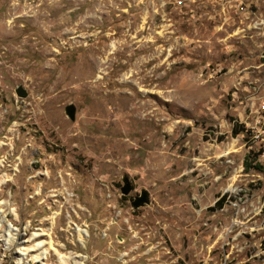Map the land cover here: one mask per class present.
I'll list each match as a JSON object with an SVG mask.
<instances>
[{
  "label": "rangeland",
  "instance_id": "obj_1",
  "mask_svg": "<svg viewBox=\"0 0 264 264\" xmlns=\"http://www.w3.org/2000/svg\"><path fill=\"white\" fill-rule=\"evenodd\" d=\"M262 106L264 0H0V264H264Z\"/></svg>",
  "mask_w": 264,
  "mask_h": 264
},
{
  "label": "water",
  "instance_id": "obj_2",
  "mask_svg": "<svg viewBox=\"0 0 264 264\" xmlns=\"http://www.w3.org/2000/svg\"><path fill=\"white\" fill-rule=\"evenodd\" d=\"M15 94L20 98H25L27 96L26 91L21 87L18 86L15 89ZM65 114L68 116V118L73 121L75 119V107L73 105H68L65 107ZM130 192V186L127 183V180L125 181V185L121 188V194L127 195ZM148 203V196L146 192H141L139 196L134 198V200L131 202L132 207L138 208L144 204Z\"/></svg>",
  "mask_w": 264,
  "mask_h": 264
},
{
  "label": "built area",
  "instance_id": "obj_3",
  "mask_svg": "<svg viewBox=\"0 0 264 264\" xmlns=\"http://www.w3.org/2000/svg\"><path fill=\"white\" fill-rule=\"evenodd\" d=\"M261 112L262 114H260ZM261 112H259L258 119L254 125L249 126V134L251 135V140L264 142V106H262Z\"/></svg>",
  "mask_w": 264,
  "mask_h": 264
},
{
  "label": "bare ground",
  "instance_id": "obj_4",
  "mask_svg": "<svg viewBox=\"0 0 264 264\" xmlns=\"http://www.w3.org/2000/svg\"><path fill=\"white\" fill-rule=\"evenodd\" d=\"M1 213V211H0ZM1 215V214H0ZM3 219V218H2ZM3 221H0V226L2 225ZM1 228V227H0ZM10 227H9V231H7L8 233L10 232ZM80 233V231H79ZM7 235H10L7 234ZM44 246V242H40L38 245H36V248L37 249H40ZM47 257V251L46 250H43L42 252H39L38 255H36L33 259L35 260V262H42L43 260H45ZM71 260V257H64V256H60L59 257V262L60 264H68V261ZM75 264H78L76 262H74Z\"/></svg>",
  "mask_w": 264,
  "mask_h": 264
},
{
  "label": "trees",
  "instance_id": "obj_5",
  "mask_svg": "<svg viewBox=\"0 0 264 264\" xmlns=\"http://www.w3.org/2000/svg\"><path fill=\"white\" fill-rule=\"evenodd\" d=\"M238 133H239V131H236V130L234 131V134H235V135H237Z\"/></svg>",
  "mask_w": 264,
  "mask_h": 264
}]
</instances>
